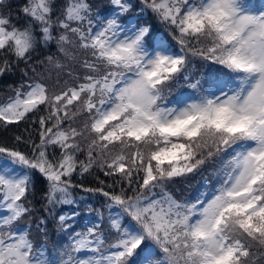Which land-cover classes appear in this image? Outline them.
<instances>
[{"label": "snow or ice", "instance_id": "obj_1", "mask_svg": "<svg viewBox=\"0 0 264 264\" xmlns=\"http://www.w3.org/2000/svg\"><path fill=\"white\" fill-rule=\"evenodd\" d=\"M110 3L102 15L89 0H27L23 25L0 13V76L23 62L28 78L0 104V126L39 125V142L16 137L31 152L0 145V264H264V2ZM52 44L63 60L39 59ZM193 59L217 69L193 77ZM34 60L75 83L50 90L29 77ZM182 84L191 91L173 98ZM94 167L118 179L74 182ZM37 172L44 210L67 237L51 253L18 225ZM198 173L194 198L169 191ZM77 187L105 198L107 229L98 209L79 229L78 211L55 213L77 205ZM47 223L37 230L47 235Z\"/></svg>", "mask_w": 264, "mask_h": 264}, {"label": "rangeland", "instance_id": "obj_2", "mask_svg": "<svg viewBox=\"0 0 264 264\" xmlns=\"http://www.w3.org/2000/svg\"><path fill=\"white\" fill-rule=\"evenodd\" d=\"M254 2L260 3V2H264V0H254ZM111 7H112V4H111ZM111 7L110 8L103 7V8H100V10H98V9L93 10V12L94 13L99 12L100 14L103 15V14H106L111 9ZM0 13H2V12L0 11ZM165 36H167L166 33H165ZM168 39L170 40L171 38L168 37ZM44 53H48V55H53L54 61L56 58L60 59L61 61L63 60V57L57 52V48H56L55 44L50 45L48 49L41 50V52L39 54V58H41L42 55H44ZM190 68H191V72H192L193 77H205L210 72H213L214 70H216L217 66L206 64L203 61L193 59L192 64L190 65ZM17 70L23 72V70H25V67H17L16 71ZM26 70L29 72L30 78H34L36 80H39V81L47 84L49 86L50 90L56 84V81L58 79L60 80L61 84H63V82L65 80L68 82V84L75 83V81L72 78H70L66 75L68 69L67 68H65L63 70L57 69L55 67V62H53L52 64H49V63H47V61H45L43 66L39 65V68L35 74L31 73L30 67L27 68ZM72 70L74 72L80 71L78 66H73ZM206 72H207V74H206ZM18 75H19L18 78L15 79V81L17 82L16 86L9 85V86H7V88L5 90H1L2 92L0 91V104L6 102L7 99L14 94L13 93L14 88L19 87V85L22 81H25L26 79H28V78L24 77V75H22L19 72H18ZM0 85H3L1 81H0ZM190 91L191 90L188 89L186 87V85L182 84L181 87L174 89L173 98L178 93H186V92H190ZM1 145H5V144H1ZM29 149L31 152L30 146H29ZM49 154H50V156L53 157V152H52L51 148L49 149ZM78 155H79V159H81V160L85 159V156L80 155V154H78ZM58 156L59 155L56 153L53 158H57ZM204 175H206V173ZM189 177L190 176L185 177V179H189ZM73 179H74V182H76L77 184H82L84 187H87V188L89 187L88 185L94 186V185H98L100 183V180H96V179L92 178V176L89 173H86L83 177H80V176H77L74 174ZM203 184H204L203 178H199V180L196 179L194 182L191 183L190 188L185 187L184 191H179V192L175 193V194H177L175 196L179 199H183L181 196H183L184 198L186 197V199H192L195 197L197 192L202 189ZM89 188H95V187H89ZM46 190H47V182L43 178V176H41L38 173L37 177L33 180L32 191H36L38 193V195H40L43 198L42 202L43 201L45 202L44 193ZM32 191L29 194V197H28L29 200H34V198H35L36 193H34V195H32ZM72 192H73L74 198L77 200V199H81V195H82L81 192H84V191H82L81 188L77 187V188L72 189ZM85 193L90 194V197H89L90 200H95V201L100 200V202L97 206H99V205H101V206L99 208H97V206H94L93 211L91 213H89L88 212V208L90 207L89 204L86 206H84L80 203H77V205H75V206H73V205H62V206H58L56 208L57 212L59 214H61L63 212H68V211H71L73 209L78 211L80 213V215L77 217L76 227L79 229L88 221L96 219L97 212L95 210L98 209V210L102 211L104 214V221H105L104 228L107 229V219H108V215H109V210L104 205L105 204V198L98 193H96V194L91 193V192H85ZM180 193L181 194L187 193V195L186 196H184V195L180 196ZM31 205L34 208V203L31 202ZM46 217H49L48 214H46ZM38 223H39V220L35 218L34 209H33L32 213L30 215L25 216L24 218H22L21 221L18 222V225L21 229H27L29 231L30 239H32L34 244H36L37 246L46 245L49 253H51L54 249L58 248L59 246L66 244V242H67L66 234L59 231V230H56L54 227H50V231H47V235H45L44 233L42 235H40L39 234L40 231L37 230V224Z\"/></svg>", "mask_w": 264, "mask_h": 264}, {"label": "trees", "instance_id": "obj_3", "mask_svg": "<svg viewBox=\"0 0 264 264\" xmlns=\"http://www.w3.org/2000/svg\"><path fill=\"white\" fill-rule=\"evenodd\" d=\"M57 2L63 3V0H57ZM26 3H27V0H8L9 7L1 9L0 11L3 14H10L12 17L13 23H16L17 25H23L26 17H24L22 12L20 11L19 6L24 5ZM89 3L92 5L93 10H97V9L100 10V8H103V7H105V8L111 7L110 0H89ZM45 55H48V53H44V55H42V57L39 59H44ZM12 59L15 60V57H12ZM32 63L35 67H37V70H38L39 65H35V60ZM17 67H26V66L23 62H20L18 66L14 64L13 70L11 72H7L3 76H0V81L3 84V85H0V91L5 90L7 88V86H9V85L16 86L17 82L15 81V79H17L19 76L18 72L23 75V72L18 71V70L16 71ZM31 73H32V71H31ZM33 74H35V73H33ZM206 74H207V72H206ZM30 115H32V114H30ZM38 129H39V125L32 123V120H30V119L25 120V121H21L19 124L7 125L6 127L0 126V145L5 144L8 147H18L21 151L30 152L29 145L27 143L17 142L16 137L21 136V137H23V139L25 141H27L28 138L31 136L32 139H34L36 142H39ZM52 152H53V157L56 153L59 155V149L58 148L52 149ZM80 155H83V154H80ZM89 174L92 176V178H94L96 180L104 181L105 185L106 184H112L114 180L118 179V177L105 176L104 173L98 167H94ZM204 174H199V173L193 174V175H190L189 179L178 178L177 180H175L174 182H171L169 184V191H171L174 195H177L175 193H177L179 191H184L185 187L190 188L191 183L194 182L196 179L199 180V178H203ZM37 175H38V172L33 174V180L37 177ZM88 186L89 187H95V188L104 187V185H101L100 183L98 185H94V186L88 185ZM106 190H108V191L115 190L118 192L119 186L117 185L114 187V189H106ZM34 193H36L34 200H30V201L32 203H34L33 209H34L35 218L38 219L39 221L42 217L47 218V221H48L47 226H46L47 231H50V227H54L56 230H58L57 222L49 215H48L49 217H46V214H48V213L44 210L45 202L44 201L42 202L43 198L40 195H38V193L36 191H32V195H34ZM81 194H82L81 199H77V202L84 205V206L89 204L90 207L92 209H94V206H97L100 202V200H98V201L90 200L89 199V197H90L89 193L87 194L85 192H81ZM181 195L186 196L187 193H185V194L180 193V196ZM181 197L183 199H186V197L185 198L183 196H181ZM177 199H179V198H177ZM100 206L101 205L97 206V208H99ZM55 213L59 214L57 212V209L55 210ZM39 234L42 235L43 233L40 232Z\"/></svg>", "mask_w": 264, "mask_h": 264}]
</instances>
